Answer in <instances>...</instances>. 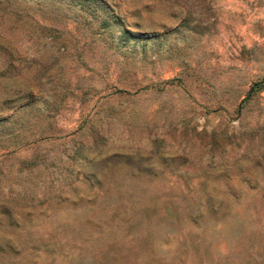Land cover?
<instances>
[{
  "label": "rangeland",
  "instance_id": "rangeland-1",
  "mask_svg": "<svg viewBox=\"0 0 264 264\" xmlns=\"http://www.w3.org/2000/svg\"><path fill=\"white\" fill-rule=\"evenodd\" d=\"M264 0H0V264H264Z\"/></svg>",
  "mask_w": 264,
  "mask_h": 264
},
{
  "label": "trees",
  "instance_id": "trees-1",
  "mask_svg": "<svg viewBox=\"0 0 264 264\" xmlns=\"http://www.w3.org/2000/svg\"><path fill=\"white\" fill-rule=\"evenodd\" d=\"M264 87V81H256L248 90V96L252 95L253 93L260 91Z\"/></svg>",
  "mask_w": 264,
  "mask_h": 264
}]
</instances>
